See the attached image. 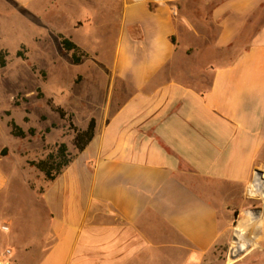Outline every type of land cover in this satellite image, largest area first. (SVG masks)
<instances>
[{"label":"crops","instance_id":"obj_1","mask_svg":"<svg viewBox=\"0 0 264 264\" xmlns=\"http://www.w3.org/2000/svg\"><path fill=\"white\" fill-rule=\"evenodd\" d=\"M5 1L47 30L69 16L97 44L112 38L121 98L54 181L25 183L22 229L0 155V257L201 263L224 238L221 214L264 168V0Z\"/></svg>","mask_w":264,"mask_h":264},{"label":"rangeland","instance_id":"obj_2","mask_svg":"<svg viewBox=\"0 0 264 264\" xmlns=\"http://www.w3.org/2000/svg\"><path fill=\"white\" fill-rule=\"evenodd\" d=\"M70 20L67 16L57 31L47 30L39 16L0 0V57L5 62L0 66V154L7 149L2 164L15 183L8 208L18 217L21 229L31 202L25 183L34 187L45 180L29 162L56 152L61 143L72 156L77 150L69 124L83 128L91 118L114 108L121 98V85L111 73L114 40L107 37L97 44L86 29L74 28ZM58 32L85 54L79 64L61 47ZM51 105L61 107L66 117L61 119ZM10 120L22 128L24 138L11 135ZM257 171L251 183L239 191L229 213L221 214L223 240L201 263L194 258L191 264H264V168ZM258 181L263 191L257 189ZM158 264L167 261L160 256Z\"/></svg>","mask_w":264,"mask_h":264},{"label":"trees","instance_id":"obj_3","mask_svg":"<svg viewBox=\"0 0 264 264\" xmlns=\"http://www.w3.org/2000/svg\"><path fill=\"white\" fill-rule=\"evenodd\" d=\"M61 47L67 51L71 52L72 62L74 64H79L82 60V57L85 56L83 51L79 46H77L70 38L65 37L62 34L58 35ZM18 54V53H17ZM5 62L2 57H0V66L3 67ZM51 110L56 112L61 119L66 117L65 111L58 106L51 105ZM10 127V133L12 136L16 138H24L25 132L20 128L13 120L8 122ZM71 130H73L74 138H73V146L78 151L81 152L85 149V147L91 142L94 136L95 130V119L91 118L89 120L88 126L85 130L78 129L72 123L69 124ZM48 132V129H46ZM29 134L33 135L34 130L30 129ZM72 161V156L68 153L67 147L64 143H61L56 152L49 153L44 159L37 161H30L29 165L36 168L39 172H41L46 181H54L63 171L65 167H67Z\"/></svg>","mask_w":264,"mask_h":264},{"label":"built area","instance_id":"obj_4","mask_svg":"<svg viewBox=\"0 0 264 264\" xmlns=\"http://www.w3.org/2000/svg\"><path fill=\"white\" fill-rule=\"evenodd\" d=\"M3 230H7V227H2ZM11 251L9 249L4 250L0 257V264H12L10 260Z\"/></svg>","mask_w":264,"mask_h":264},{"label":"bare ground","instance_id":"obj_5","mask_svg":"<svg viewBox=\"0 0 264 264\" xmlns=\"http://www.w3.org/2000/svg\"><path fill=\"white\" fill-rule=\"evenodd\" d=\"M256 187H257V189L258 190H261V191H263V186H262V183L260 182V181H258L257 183H256ZM234 251V250H233ZM235 252H239L238 250H235ZM232 255V254H231Z\"/></svg>","mask_w":264,"mask_h":264},{"label":"water","instance_id":"obj_6","mask_svg":"<svg viewBox=\"0 0 264 264\" xmlns=\"http://www.w3.org/2000/svg\"><path fill=\"white\" fill-rule=\"evenodd\" d=\"M7 154V149L5 148V149H3L2 151H1V156H5ZM256 173H258L259 175H261V171H257Z\"/></svg>","mask_w":264,"mask_h":264}]
</instances>
